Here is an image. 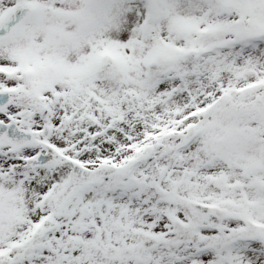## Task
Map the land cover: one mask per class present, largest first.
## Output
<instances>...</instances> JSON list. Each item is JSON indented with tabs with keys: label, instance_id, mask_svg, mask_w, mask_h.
Listing matches in <instances>:
<instances>
[{
	"label": "snow or ice",
	"instance_id": "snow-or-ice-1",
	"mask_svg": "<svg viewBox=\"0 0 264 264\" xmlns=\"http://www.w3.org/2000/svg\"><path fill=\"white\" fill-rule=\"evenodd\" d=\"M0 264H264V0H0Z\"/></svg>",
	"mask_w": 264,
	"mask_h": 264
}]
</instances>
